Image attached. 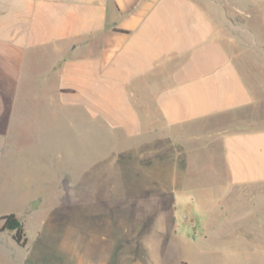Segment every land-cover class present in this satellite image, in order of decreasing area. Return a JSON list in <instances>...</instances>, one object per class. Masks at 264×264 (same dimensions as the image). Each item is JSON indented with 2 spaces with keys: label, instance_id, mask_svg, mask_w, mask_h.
<instances>
[{
  "label": "crops",
  "instance_id": "crops-1",
  "mask_svg": "<svg viewBox=\"0 0 264 264\" xmlns=\"http://www.w3.org/2000/svg\"><path fill=\"white\" fill-rule=\"evenodd\" d=\"M248 11L264 20V0H0V170L21 138L66 139L69 109L97 135L218 139L223 169L209 170L222 172L225 224L264 244V116L246 113L260 100L227 46L251 42ZM220 114L231 118L196 129Z\"/></svg>",
  "mask_w": 264,
  "mask_h": 264
},
{
  "label": "rangeland",
  "instance_id": "rangeland-1",
  "mask_svg": "<svg viewBox=\"0 0 264 264\" xmlns=\"http://www.w3.org/2000/svg\"><path fill=\"white\" fill-rule=\"evenodd\" d=\"M245 13L255 15H241L251 42L229 37L227 46L243 54L238 68L260 100L246 113L264 116V60L253 53L256 40L264 56V20ZM69 114L66 139L46 147L37 135L29 148L34 138H21L15 165L0 170V216L13 213L26 236L20 245L0 230V264H264L252 229L225 224L233 216L218 192L222 172L209 170L213 161L222 168L218 139L211 149L198 140L130 141L103 125L100 135L89 132L80 109ZM230 118L212 116L196 129Z\"/></svg>",
  "mask_w": 264,
  "mask_h": 264
},
{
  "label": "trees",
  "instance_id": "trees-1",
  "mask_svg": "<svg viewBox=\"0 0 264 264\" xmlns=\"http://www.w3.org/2000/svg\"><path fill=\"white\" fill-rule=\"evenodd\" d=\"M2 221L0 230H11L12 238L20 245L26 243V236L22 222L13 214L8 213L0 216Z\"/></svg>",
  "mask_w": 264,
  "mask_h": 264
}]
</instances>
